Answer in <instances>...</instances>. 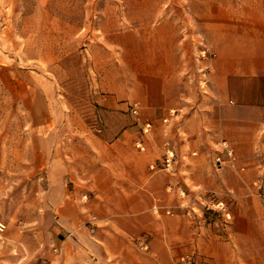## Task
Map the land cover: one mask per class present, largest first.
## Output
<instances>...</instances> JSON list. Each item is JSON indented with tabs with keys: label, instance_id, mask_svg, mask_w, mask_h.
I'll return each instance as SVG.
<instances>
[{
	"label": "crops",
	"instance_id": "crops-1",
	"mask_svg": "<svg viewBox=\"0 0 264 264\" xmlns=\"http://www.w3.org/2000/svg\"><path fill=\"white\" fill-rule=\"evenodd\" d=\"M119 2L124 10L110 15L111 23L100 30L110 37L106 44L112 49L133 53L135 80L123 93L118 81L117 101L139 106V117L133 115L137 131L128 128L110 137L111 126L105 125L102 133L77 137L68 150L61 148L42 163L44 171L35 178L41 214L33 222L18 221L23 233L14 246L22 255L12 256V263L42 255L47 264H177L194 237L179 203L184 183L215 175L233 191L245 188L232 168L213 172L206 154L222 139L238 153L253 152L264 130L263 1ZM197 34L206 36L216 52L207 91L197 86L195 76ZM172 109L179 115L164 123ZM146 121L153 129L140 150L136 140ZM166 143L175 151L203 153L190 165L181 162L182 173L153 169ZM29 224H34L32 232ZM213 243L228 248L231 241ZM204 252L208 264H232L238 258L233 252Z\"/></svg>",
	"mask_w": 264,
	"mask_h": 264
},
{
	"label": "rangeland",
	"instance_id": "rangeland-1",
	"mask_svg": "<svg viewBox=\"0 0 264 264\" xmlns=\"http://www.w3.org/2000/svg\"><path fill=\"white\" fill-rule=\"evenodd\" d=\"M122 10L119 0H0V222L4 227L11 223L0 231V264H18L12 263V256L22 255L14 246L23 233L18 221L33 222L41 214L35 178L44 171L43 162L48 164L61 148L68 150L77 137L102 133L108 124L110 137L128 128L137 131L134 116L140 114L134 115L132 108L139 106L124 98L117 101L118 81L123 93L135 80L133 53L112 49L106 44L110 37L100 30L111 23L110 15ZM193 39L198 45L193 54L197 86L207 91L216 52L206 36ZM225 140L206 154L212 171L232 168L246 189L231 192L215 175L184 183L186 199L179 195V203L191 202L200 210L185 214L194 237L183 254H190L193 264L209 263L204 250L233 252L238 258L232 264H264V130L253 152L238 153L226 140L234 147V158L222 147ZM176 150L173 174L181 172V162L190 165L191 158L203 153ZM197 188L203 192L196 194ZM216 199L227 201L230 219L208 208ZM32 225L26 227L29 232ZM215 239L231 244L214 245ZM143 249L148 251L149 246ZM245 254L246 260L241 257ZM31 261L25 264H47L42 255ZM180 261L176 259L177 264Z\"/></svg>",
	"mask_w": 264,
	"mask_h": 264
},
{
	"label": "built area",
	"instance_id": "built-area-1",
	"mask_svg": "<svg viewBox=\"0 0 264 264\" xmlns=\"http://www.w3.org/2000/svg\"><path fill=\"white\" fill-rule=\"evenodd\" d=\"M204 54H206L207 50L204 48L202 50ZM212 54V52H210ZM214 55V54H213ZM132 112L134 115H139V108L137 106L132 108ZM179 115V111L177 109H172L170 111L169 116H177ZM165 122L169 121V117H166L164 119ZM153 129V122L152 121H146L142 127V134L140 138L136 141V145L138 148L141 150L146 149L145 145V138ZM222 147L227 151L228 155L234 158V147L228 142V141H223L222 142ZM196 153V152H194ZM219 162H221V158H218ZM178 163V157L175 149L170 146L169 143H166V148L165 152L163 154V157L160 160V163H156L152 166L153 169H164L167 171H174L176 164ZM221 164V163H220ZM201 192V189L199 190ZM231 192H234L231 190ZM179 193L182 196V198L186 199V190L183 188L179 189ZM183 206L186 208V213L188 215H193L194 212H197L200 210L199 206H196L194 203L192 204L191 202L183 204ZM210 209H213L215 211H222L223 215L225 216V219H230L232 217L231 212L228 208V203L224 199H216L212 202V204L208 207ZM167 213L172 214V210L168 209ZM4 224L0 222V231L4 230ZM143 247L148 248V243H143ZM180 264H193L192 261V256L190 254L183 255L181 257Z\"/></svg>",
	"mask_w": 264,
	"mask_h": 264
}]
</instances>
